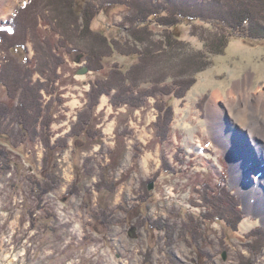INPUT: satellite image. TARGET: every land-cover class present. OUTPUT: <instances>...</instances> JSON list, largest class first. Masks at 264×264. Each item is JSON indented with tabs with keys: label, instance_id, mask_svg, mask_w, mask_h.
Wrapping results in <instances>:
<instances>
[{
	"label": "rangeland",
	"instance_id": "374dc122",
	"mask_svg": "<svg viewBox=\"0 0 264 264\" xmlns=\"http://www.w3.org/2000/svg\"><path fill=\"white\" fill-rule=\"evenodd\" d=\"M93 1L96 11L99 8L93 28L105 38L135 46L133 55L108 46L110 53L99 64L103 68L90 70L87 49L74 50L76 40L65 38L55 20L49 24V14L63 9L56 0H50L52 8L45 10L34 31L26 28L22 54L0 44V64L23 65L34 73L33 83L45 80L41 71L49 73L43 63L49 58L43 53L38 58L35 41L40 38L56 48L63 64L56 70L54 87L60 101L52 114L49 139L53 144L65 140L56 153L61 183L46 189L40 201L32 194L31 183L39 180L42 169L41 138L7 148L12 151L10 165L2 169L0 163V264H264V203L249 197L248 187L258 169L255 165L249 174L239 173L243 166L235 152L239 148L249 154L253 141L240 128L235 134L224 130L226 123L235 126L219 100L247 76L251 90L264 86V41H247L236 32L222 53H211L208 38L222 32L220 25L198 20L193 28L183 23L174 31L185 46L161 57L160 70L145 66L146 77L138 81L140 89L147 90L156 86L155 76H166L157 87L171 92L119 106L110 100L115 89L101 94L87 135L76 147L71 135L91 86L107 81L116 70L130 73L143 66L146 57L144 46L129 35L124 18L131 17L128 0L106 7ZM24 2L0 0V24H12ZM151 27L154 41L166 39V26ZM188 50L205 52L211 63L198 73L184 64L179 68ZM157 52L162 51L153 53ZM85 67L88 71L80 73ZM42 96L47 105L54 99L45 91ZM158 102L168 104L171 116L167 131L162 126L157 135V121L163 120ZM216 102L224 111L220 117L214 111ZM255 162L264 164L259 157ZM205 193L222 206L224 218L208 215ZM190 215L198 225L194 233L187 225L192 224Z\"/></svg>",
	"mask_w": 264,
	"mask_h": 264
},
{
	"label": "trees",
	"instance_id": "16d2710c",
	"mask_svg": "<svg viewBox=\"0 0 264 264\" xmlns=\"http://www.w3.org/2000/svg\"><path fill=\"white\" fill-rule=\"evenodd\" d=\"M56 1L62 2L63 9L60 11V14L56 9L49 14L51 19L49 20V24H51V21L54 23L55 20L59 24V27L63 28L62 31L65 38L76 40L77 43L74 50H82L84 47L87 49L84 52H86V57L91 55L89 57L90 62L88 61L90 70L96 71L103 68L99 64L109 55L110 50H107L108 46L113 45L118 51L128 55H133V52L137 51L135 46L131 48L130 45L128 46V43L126 45L117 43V41L105 38L96 32L93 28V22L99 14V8L96 11V5L93 0ZM120 1L100 0L99 4L103 5L102 7H106L113 3H121ZM51 4L50 0H38L36 2L35 0H25L24 4L15 14L12 24L8 26L0 24V44H8L10 48H13L14 52L22 54L21 50H26L24 43L26 28L31 26L34 31L39 21L41 22L43 16H46L45 10L52 8ZM128 4L131 8V17L125 15V22L129 24V35L139 45L144 46V52H146L144 65L133 67L132 72L129 70L130 73L126 72L125 75L123 74L124 69L118 70L123 73H118L116 70L107 81H98L91 86L88 92V102L81 111L80 117L78 116L76 128L71 135L76 147L82 135H87V127L92 124L94 111L98 106L101 94L109 95L111 94V90L115 89V93L111 95L110 100L114 105L119 106L128 103L138 105L139 101H142L145 96H156L161 92L163 94L171 92L169 88L157 87L161 82H164L166 76L162 78L155 76L154 85L156 86L147 90H141L138 81L142 77H146L142 73L145 66L147 69L153 68L158 70L157 66L161 62V57H167L171 51L177 49L179 52L185 46L174 31V29L183 23H190L193 28H196L198 20L216 22L220 25L222 32L213 33L208 38L209 42L207 45L211 53H222L231 35L236 32H240L247 41H264V0H128ZM81 20L83 24L77 22ZM19 22L21 23L19 24ZM153 23L167 27L166 29L168 30L165 31L166 39L159 42L153 40L152 32L150 31L152 30L151 25ZM78 43H81V46ZM35 48L39 59L41 56L43 57V54L44 57L49 58H46L43 62L48 67L49 73L41 71V74L45 77L44 81L35 79L33 83L34 73H30V71L23 68V65H19L18 63V68L13 67L16 63L0 64V136L4 140V143H0V163L3 165L2 169H7L10 165L11 159L9 158L12 151H8L7 148L20 147L27 140L41 138L45 149L42 159V169L38 175L40 176L38 177L39 180L35 179V182L31 183V192L40 201L39 199L45 194L46 189L48 191L55 189L62 180L60 171L57 168L59 163L57 162L56 153L59 148H63L65 140L59 139L53 144L49 139V128L53 111L60 101L57 98L58 94L55 93L54 83L59 77L56 70L63 64V61L56 54V48L52 47L49 41L39 38L37 42L35 41ZM168 48L170 49L165 50ZM155 50L162 52H157L155 55L153 53ZM204 53L188 50L186 55L187 60L179 63L178 67L182 68L183 64L187 65L191 68L190 71L192 73L204 70L211 63V60ZM24 60H26V57H24ZM165 72L167 73L166 69H161L160 73ZM136 89L139 91L135 92ZM42 91L49 93L54 98L49 105L43 103ZM3 93L6 94V99L3 98ZM167 105V103H159V116H162L163 125L162 122L159 123V120L157 121V135L160 133L162 126H164L165 131L169 127L171 115L168 112ZM89 135L91 134L89 133ZM161 135H167V132L161 133ZM62 140L63 145H61ZM212 199L215 200V198ZM213 200L205 193L204 202L211 208L208 215L212 218L223 217L225 214L222 206L216 205L217 203ZM235 200L237 201L236 198ZM230 209L234 211L235 207L233 206ZM236 216L240 217V214ZM195 219L193 215H190L188 221L192 222V224L187 223L188 226L191 225L194 228L193 233L198 228V225L194 224V222H197ZM235 219L233 218V220ZM233 220L231 221L233 222ZM262 230L264 232V229Z\"/></svg>",
	"mask_w": 264,
	"mask_h": 264
},
{
	"label": "bare ground",
	"instance_id": "6f19581e",
	"mask_svg": "<svg viewBox=\"0 0 264 264\" xmlns=\"http://www.w3.org/2000/svg\"><path fill=\"white\" fill-rule=\"evenodd\" d=\"M217 95L218 93L216 92L215 97ZM219 100L224 101L227 106V114H229L230 120L232 121L231 123L235 126L232 127L226 123L223 127L224 130L228 133L229 131L234 133L235 128H240L241 133L245 132L247 138L253 141L251 151H247L249 154L241 152L239 148L235 147L236 149H234L240 156L241 161L239 162L243 166V170L239 173L249 174L248 171H253V167L255 165L257 166L258 170L253 171V175L251 174L253 185L248 183V187L251 188L249 197H254L259 203L260 201L264 203V164L260 165V162H255L258 157L261 161L264 160V86L251 90L250 77L247 76L243 83L232 87L228 91V96L226 98H219ZM214 111L219 117L224 114V111L217 102L214 105ZM229 127H232L231 130ZM254 155L256 158H254ZM251 162H253V164ZM235 165L237 164L235 163Z\"/></svg>",
	"mask_w": 264,
	"mask_h": 264
},
{
	"label": "water",
	"instance_id": "95a60500",
	"mask_svg": "<svg viewBox=\"0 0 264 264\" xmlns=\"http://www.w3.org/2000/svg\"><path fill=\"white\" fill-rule=\"evenodd\" d=\"M86 71H88V68L87 67H85V68H83V69H80V73H84V72H86Z\"/></svg>",
	"mask_w": 264,
	"mask_h": 264
}]
</instances>
